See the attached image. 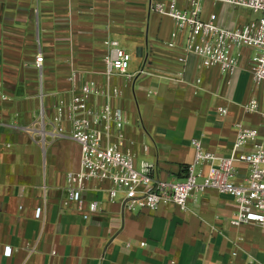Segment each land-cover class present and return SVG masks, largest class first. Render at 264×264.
<instances>
[{
	"label": "crops",
	"instance_id": "1",
	"mask_svg": "<svg viewBox=\"0 0 264 264\" xmlns=\"http://www.w3.org/2000/svg\"><path fill=\"white\" fill-rule=\"evenodd\" d=\"M231 8L203 0L202 16L215 12L222 26L243 24L232 21ZM185 38L150 0H0V264H264V227L233 226L236 202L215 189L194 192L186 209L155 211L124 210L119 198L109 200L108 181L88 182L81 203L67 198L66 174L79 169L80 146L58 132L56 106L88 81L119 89L112 104L127 121L125 148L137 166L153 164L158 179L185 177L193 139L228 154L238 124L264 135L261 114L245 110L264 95L249 70L252 50H233L239 58L231 73L191 53L179 76ZM106 39L131 53L132 78L106 73ZM144 65L149 74H137ZM247 173L241 164L237 181ZM94 200L97 211L84 218Z\"/></svg>",
	"mask_w": 264,
	"mask_h": 264
},
{
	"label": "built area",
	"instance_id": "2",
	"mask_svg": "<svg viewBox=\"0 0 264 264\" xmlns=\"http://www.w3.org/2000/svg\"><path fill=\"white\" fill-rule=\"evenodd\" d=\"M180 1L150 0L153 11L170 16L175 30L186 33L182 53L178 56V75L183 76L191 53L201 58L203 66H219L223 72L231 73L239 58V53L234 54L233 50L248 47L252 50L251 76L256 86L264 89V0H208L260 13L257 18L237 26L220 25L215 12L203 17V0H186L184 7L179 6ZM104 45L107 48L106 73L132 78L134 74L129 72L131 53L118 40L106 39ZM167 46L175 47V43L169 41ZM43 61V54H36L37 68L42 67ZM137 74H149V70L144 65ZM75 75L73 73L70 79ZM200 82L198 78L197 84ZM119 93L118 88H100L94 81H88L67 104L61 101L56 106L58 132L68 134L80 146V167L66 174V193L70 201L82 202L88 182L108 181L111 184L109 200L113 202L119 198L123 209L129 212L155 211L167 204L186 209L194 192L212 188L235 200L236 209L230 219L233 226L256 224L264 227V135L258 128L238 124L228 154L207 150L200 140L193 139L195 159L187 166L185 177L176 181L158 179L153 175V164L142 161L137 166L134 153L125 148L127 121L122 111L112 104ZM97 97L103 101H92ZM245 110L258 112L264 118V95L262 101L252 99L245 103ZM220 113L226 110L221 108ZM65 116L71 123L69 128L64 126ZM241 164L248 167V173L243 182H238ZM97 209L98 203L94 200L83 217L87 218ZM35 217H42V208L36 209ZM4 253L10 256L11 247L6 246Z\"/></svg>",
	"mask_w": 264,
	"mask_h": 264
},
{
	"label": "rangeland",
	"instance_id": "3",
	"mask_svg": "<svg viewBox=\"0 0 264 264\" xmlns=\"http://www.w3.org/2000/svg\"><path fill=\"white\" fill-rule=\"evenodd\" d=\"M219 8V6H216L213 10L218 13ZM228 13L232 21L235 22V24H239L240 22H245L260 16V13L242 7L231 8Z\"/></svg>",
	"mask_w": 264,
	"mask_h": 264
},
{
	"label": "trees",
	"instance_id": "4",
	"mask_svg": "<svg viewBox=\"0 0 264 264\" xmlns=\"http://www.w3.org/2000/svg\"><path fill=\"white\" fill-rule=\"evenodd\" d=\"M186 168H187V166H186Z\"/></svg>",
	"mask_w": 264,
	"mask_h": 264
}]
</instances>
